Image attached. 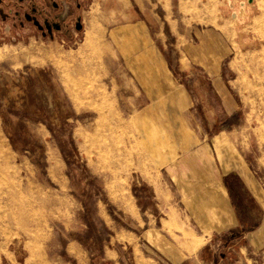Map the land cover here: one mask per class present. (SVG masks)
Instances as JSON below:
<instances>
[{
  "label": "rangeland",
  "instance_id": "rangeland-1",
  "mask_svg": "<svg viewBox=\"0 0 264 264\" xmlns=\"http://www.w3.org/2000/svg\"><path fill=\"white\" fill-rule=\"evenodd\" d=\"M160 2L174 31L228 22L241 151L264 188V0ZM138 3L0 1V264H264L240 229L197 228L169 182L172 141L109 36Z\"/></svg>",
  "mask_w": 264,
  "mask_h": 264
},
{
  "label": "crops",
  "instance_id": "crops-1",
  "mask_svg": "<svg viewBox=\"0 0 264 264\" xmlns=\"http://www.w3.org/2000/svg\"><path fill=\"white\" fill-rule=\"evenodd\" d=\"M138 7L110 29V41L144 95L146 114L158 108L153 116L175 153L165 172L179 202L204 233L238 228L264 249V188L241 151L242 101L225 70L236 52L228 22L181 25L180 16L174 31L160 0Z\"/></svg>",
  "mask_w": 264,
  "mask_h": 264
},
{
  "label": "flooded vegetation",
  "instance_id": "flooded-vegetation-1",
  "mask_svg": "<svg viewBox=\"0 0 264 264\" xmlns=\"http://www.w3.org/2000/svg\"><path fill=\"white\" fill-rule=\"evenodd\" d=\"M0 1H2V0H0ZM30 1H32V0H30ZM41 1H46V0H41ZM46 26H47V29L50 30V28H51V24L47 22V23H46ZM78 26H79V22L76 21V27L78 28ZM55 28H56L57 30H60V29H61V25H60V24H56Z\"/></svg>",
  "mask_w": 264,
  "mask_h": 264
},
{
  "label": "bare ground",
  "instance_id": "bare-ground-1",
  "mask_svg": "<svg viewBox=\"0 0 264 264\" xmlns=\"http://www.w3.org/2000/svg\"><path fill=\"white\" fill-rule=\"evenodd\" d=\"M90 35V34H89ZM92 35V37H89V36H87V37H89L90 39H88V43H90V42H92V41H94L95 42V40H96V38H97V34L96 33H93V34H91ZM98 39V38H97ZM100 136V135H99ZM105 137V136H104ZM100 142V141H99ZM118 159V158H117ZM85 257V256H84Z\"/></svg>",
  "mask_w": 264,
  "mask_h": 264
},
{
  "label": "water",
  "instance_id": "water-1",
  "mask_svg": "<svg viewBox=\"0 0 264 264\" xmlns=\"http://www.w3.org/2000/svg\"><path fill=\"white\" fill-rule=\"evenodd\" d=\"M80 27V24H79V26H78V28Z\"/></svg>",
  "mask_w": 264,
  "mask_h": 264
}]
</instances>
